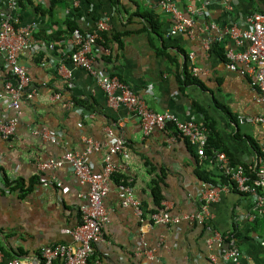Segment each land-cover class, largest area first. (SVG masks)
Returning a JSON list of instances; mask_svg holds the SVG:
<instances>
[{
    "label": "crops",
    "instance_id": "1",
    "mask_svg": "<svg viewBox=\"0 0 264 264\" xmlns=\"http://www.w3.org/2000/svg\"><path fill=\"white\" fill-rule=\"evenodd\" d=\"M160 1L81 0L77 8L84 31L93 33L99 21L108 18L107 32L129 33L122 47L114 46L112 61L102 59L110 52L95 50V67L124 79L154 112H170L180 121L201 125L208 117L232 158L257 167L264 127L238 121L240 115H264V102L259 101L253 77L230 71L219 48L206 50L200 25L196 24L195 38L170 35L173 17L160 10ZM173 1L182 7L181 0ZM33 2L34 6L23 2L13 10L9 0H0V19L9 14L17 26L34 25L36 44L41 31L52 34L76 13L70 0L57 4L51 13L49 0ZM40 4L43 7L39 12L36 6ZM230 5L232 10L225 4H212L211 21L221 28L243 25L253 13L264 12V0H230ZM150 18L157 19L160 36L151 33ZM151 39L165 54L152 48ZM220 44L226 52L245 49L227 37ZM19 60L29 70L31 85L27 90L35 94L22 105L15 139L8 142L0 137V167L12 181L20 179L29 184L37 177L38 182L30 193L23 194L5 187L0 174V251L7 250L3 252L6 261L14 259L13 253L18 251L34 255L49 245L74 244L65 231L79 226L88 186L80 183L70 165L49 171L41 170L40 165L67 151L82 155L91 139L101 145V151H94L87 160L101 172L109 142L118 137L125 142L126 154L112 156V162L121 168L118 174L129 177L137 199L153 205V181L162 176L163 206L172 217L183 220L173 225L141 220L132 208L122 206L121 188L111 178L104 201L109 212L104 241L95 245L90 264H232L222 258L215 241L209 243L212 233L204 225L184 219L185 215L200 213L205 176L211 174L218 183L215 186L221 185L222 173L215 162L201 157L195 146L172 131L154 130L145 135L139 120L125 106H112L93 77L69 61L56 59L55 66L37 64L30 52L22 53ZM4 64L0 56V120L16 115L8 111L3 99L8 80ZM185 69L197 84H184ZM73 99L89 101L92 111L68 108L66 104ZM194 103L204 109L205 115L196 113ZM44 130L56 142L35 134ZM225 187L219 200L209 204L210 224L221 234L239 227V264H264V230L251 226L257 219L249 218L253 215L251 197L229 185ZM140 249H148L152 257L138 256Z\"/></svg>",
    "mask_w": 264,
    "mask_h": 264
},
{
    "label": "built area",
    "instance_id": "2",
    "mask_svg": "<svg viewBox=\"0 0 264 264\" xmlns=\"http://www.w3.org/2000/svg\"><path fill=\"white\" fill-rule=\"evenodd\" d=\"M19 1L9 0L11 9L15 10ZM70 1L75 8L79 7L81 3V0ZM214 3L225 4L228 10H232L230 0H181L182 7L173 0H161L159 8L162 12L173 17L174 23L170 35L181 34L195 38V28L200 25L201 31L205 34L202 41L206 50H210L213 43L222 42L226 37L230 38L235 46L245 48L242 51L229 49L226 52V66L230 71L237 72L242 76L250 74L253 77V86L259 92V101L264 102V12L253 13L243 25L235 24L221 28L211 21L209 9ZM107 24L108 18L99 21L97 29L86 36L75 33L70 38L49 43L46 48L44 47L50 54L47 63L55 66L56 59H59L69 61L75 67L87 71L106 93L112 106H125L139 120L145 135H149L154 130L167 131V124L173 123L179 135L195 146L198 154L204 157L205 147L208 143L207 128L195 121H180L170 112H154L129 85L122 83L118 77L105 74L95 67V46L101 39V35L108 30ZM36 32L34 25L17 26L14 18L9 14L0 19V56L4 58L8 74L3 99H5L8 111H14L16 114L13 118L0 120V137L8 142L15 139L16 124L21 115L22 105L35 94L34 91L27 90L31 85V78L28 67L20 62L19 57L24 52L35 54L42 49L41 46L34 43ZM245 66H250V68L247 70L244 68ZM54 98L60 99V95H55ZM66 106L73 108L76 105L70 101ZM238 121L241 124H259L264 127V115H240ZM109 133H112L111 129H109ZM35 134L43 140L56 142L55 138L46 130ZM87 144V150L82 155L67 151L61 157L52 158L40 165V169L43 171L70 165L80 183L88 186L86 203L80 207L83 224L65 231L73 238L74 244L49 245L44 247L39 254L7 261L4 259L3 251H0V264L90 263L95 252V245L104 241V227L109 219V212L104 201L110 191L111 178L121 169L112 162V156L126 154V146L122 139L113 137L103 160V170L96 172L87 157L94 151H101V145L91 139L87 140ZM216 164L222 175L230 180L231 188L251 197L253 215L250 214V220H255L256 213L263 215L264 195L259 190L264 191V142L258 157L259 181L253 182L244 166L233 165L231 159L224 153L217 154ZM205 186L200 200V213L185 215L184 219L204 225L206 230L212 233L213 238L209 243L211 241L217 243L222 258L232 264H239L241 251L233 233L221 234L210 224L209 204L219 200L221 190L227 188L225 185L215 186L208 183ZM119 197L123 207L132 208L138 218L145 219L142 203L137 199L132 186L121 187ZM148 219L155 224L162 225L178 224L183 220L180 217H172L165 208ZM137 255L152 257V253L148 249H140Z\"/></svg>",
    "mask_w": 264,
    "mask_h": 264
},
{
    "label": "trees",
    "instance_id": "3",
    "mask_svg": "<svg viewBox=\"0 0 264 264\" xmlns=\"http://www.w3.org/2000/svg\"><path fill=\"white\" fill-rule=\"evenodd\" d=\"M51 3V8L49 10V12L51 13V11L53 10V8L59 4L62 3L63 0H49ZM23 2L27 3V5H32L34 6V2L33 0H20L19 4L22 5ZM116 5L118 6V3L116 1ZM42 5H37L36 8L37 10L40 12L42 10ZM75 15L74 17L71 19H67L64 22V26L61 28H58L57 30H55L52 34H47L45 31H41L40 32V36L38 37V40L40 42H38L37 44L39 46L42 47L41 50H39L37 53L34 54V60L36 61L37 64L40 63H47L49 61V56L50 54L46 52V50L44 49V47L46 48L47 45L51 42H57L60 41L62 39H66V38H70L72 37V35H74L75 33H79L83 36H86L89 33L92 32H86L84 31V29L81 27L80 25V18H81V14L79 13V9L75 8ZM149 22L151 23V28L153 32V34L160 36V27H159V23L156 19L152 20V18H150ZM129 35V33L125 32V33H114V34H110L109 32L105 31L102 35H101V39L98 40L95 50H103L104 52H106L107 50L110 51L109 56H102V59L105 62H110L112 61V54H113V48L115 45H118L119 47L123 46V39L126 38ZM151 46L152 48H154L159 54H165V51L162 50L160 47H158V45L156 44V42L151 39ZM160 48V49H159ZM219 48L220 52H218L221 57H223V59L226 58V50L225 47H223L220 42H215L212 44L211 46V50L216 51V49ZM219 51V50H218ZM96 54V52H95ZM94 54V55H95ZM111 76H115V75H111ZM117 77V76H115ZM118 79L124 83L129 85L124 79H122L121 77ZM184 84L188 85V84H192L195 83L197 84V79L193 78V76L189 73V71L187 69H185L184 72ZM73 102L75 103V105L77 107H83L86 108L85 110L88 112L92 111V105L89 103V101H79L77 99H73ZM194 109L196 111V113L198 114H204L205 115V111L204 109L197 103H194ZM205 128H207L208 130V143L205 147V157L208 161H213V162H217V154L219 153H224L226 154L232 161L233 165H243L244 169L246 171V173L251 177L253 182L259 181L260 179V175H259V166L257 167H252L249 166L247 164H243V163H239L238 161L234 160L231 156V154L228 151V148L225 144V142L223 141V139L221 138V135L219 133V131L216 129L215 127V123L209 119L208 117H206L204 124H202ZM166 130L168 132L172 131V133L174 135H179L176 126L173 123H169L166 126ZM258 154H261V148L258 149ZM0 174L3 176V184L5 187H7L9 190L11 191H19L20 193H30L32 191V188L34 186V184L36 182H38V178L36 177L33 181H31L29 184L28 183H24L23 180L17 179V180H10L6 174V172L4 171V169H2L0 167ZM162 176H157V179L153 181V205H150L149 203H142V209L144 211L145 214V218H148L150 216H152L155 213H158L160 211H162L164 209L163 206V202L165 201V196L162 193V189L161 186L163 184L162 181ZM112 180L119 185V187H124V186H129L131 185L129 183V177L124 175V174H118L115 173L112 176ZM221 186L224 185H231L230 180L228 178H226L225 176L221 175ZM204 182L210 184V185H218L217 181L215 179H213L211 177V174H208L207 176H205L204 178ZM260 193H262L264 195V191H262L261 189L259 190ZM256 220L251 224L252 228L257 230L258 227H263L264 230V214L262 216H260L259 214L256 213ZM83 224V220H82V215L80 214L79 217V226ZM234 237L236 238V240L238 241V245H239V239H240V229L239 227H234V230L232 231ZM1 250L4 253H8L7 250L5 248H1ZM14 256L13 258H18V257H23V256H29V254L23 252V251H18L17 253H13ZM39 254V253H37ZM92 260V259H91ZM91 262V261H90ZM90 264V263H89Z\"/></svg>",
    "mask_w": 264,
    "mask_h": 264
}]
</instances>
